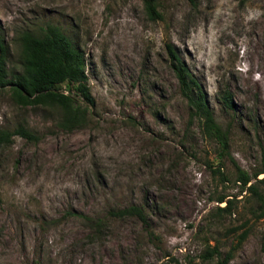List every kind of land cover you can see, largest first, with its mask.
<instances>
[{"label": "rangeland", "instance_id": "1", "mask_svg": "<svg viewBox=\"0 0 264 264\" xmlns=\"http://www.w3.org/2000/svg\"><path fill=\"white\" fill-rule=\"evenodd\" d=\"M153 1L154 20L142 0H0L8 77L20 68L19 33L52 24L83 52L93 99L85 124L66 131L57 111L0 91V128L20 123L37 136L0 145V264H204L214 244L231 249L226 264H264V216L238 192L229 157L197 133L181 140L189 111L165 47L198 80L215 120L231 125L229 155L251 182L263 180L264 194V0ZM220 195L231 214L216 210ZM132 204L147 227L107 216ZM73 212L106 225L90 234Z\"/></svg>", "mask_w": 264, "mask_h": 264}, {"label": "trees", "instance_id": "2", "mask_svg": "<svg viewBox=\"0 0 264 264\" xmlns=\"http://www.w3.org/2000/svg\"><path fill=\"white\" fill-rule=\"evenodd\" d=\"M145 12L151 19L159 18L153 0H142ZM19 65L17 72L8 77L6 69L5 47L0 40V91L9 90L11 100L21 107H48L58 112L57 126L62 130L81 127L86 122L87 105L93 99L87 87L85 61L83 52L72 45L71 41L55 25L47 24L38 33L21 31L18 35ZM170 68L177 81L181 98L188 107V119L184 129L183 140L187 135L197 133L205 140L212 142L219 156H228L233 167L234 182L238 192L246 191L254 201L253 213L257 217L264 216V194L257 187L263 180L251 182L250 176L239 167L229 155V137L231 125L217 122L208 104L206 94L198 80L191 74L178 53L170 44H165ZM221 106L231 113L235 112L234 102L227 90L220 92ZM82 102L84 104H82ZM13 135L27 140H36L37 136L25 125L17 124L12 130L0 128V145L8 144ZM225 180L220 169L211 170ZM224 202L217 211L231 214V199L225 195L216 198ZM88 228L90 234H98L105 227V219L92 218L82 213H75ZM109 218L134 217L145 227L148 226L147 213L142 205L132 204L127 207L109 209ZM151 234V231H148ZM245 235H238L239 242ZM231 256V249L221 252L217 244L207 246L201 254L204 264H226ZM159 264H169L160 262Z\"/></svg>", "mask_w": 264, "mask_h": 264}]
</instances>
